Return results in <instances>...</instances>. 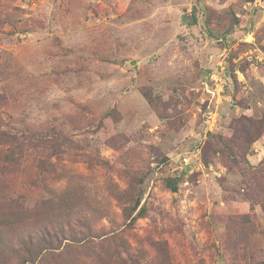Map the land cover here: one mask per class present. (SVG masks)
I'll use <instances>...</instances> for the list:
<instances>
[{
	"label": "rangeland",
	"instance_id": "1",
	"mask_svg": "<svg viewBox=\"0 0 264 264\" xmlns=\"http://www.w3.org/2000/svg\"><path fill=\"white\" fill-rule=\"evenodd\" d=\"M246 118L264 121V0H0L4 240L21 253L61 211L77 239L7 264H264V131L246 143ZM6 133L63 144L40 167L6 156Z\"/></svg>",
	"mask_w": 264,
	"mask_h": 264
},
{
	"label": "trees",
	"instance_id": "2",
	"mask_svg": "<svg viewBox=\"0 0 264 264\" xmlns=\"http://www.w3.org/2000/svg\"><path fill=\"white\" fill-rule=\"evenodd\" d=\"M235 122L238 120H234ZM246 122L248 123V127H255L252 129L251 131V136H250V141H246V143L252 142L254 140H256L260 134L264 131V121L263 123H256L257 121H253V119L250 118H246ZM218 127V124H216L215 129ZM230 128H232L234 130V127H232V125L229 126ZM239 130L234 132L232 135L233 136H237L238 138H241L243 136V124H239ZM214 129V130H215ZM214 130H208L207 134H209V136H212V132ZM36 137V138H35ZM5 142L9 145H18L20 148H13V147H9V149L7 150V154L6 156L9 157H13L14 160L17 159H21V155L23 154L24 150L27 147L29 149L33 148L34 151H38L35 155L34 158L37 160L38 166H42V165H49V160H48V156L47 154L44 155H40L39 156V152L42 153V151H48V155L49 154H58L60 152V147L63 144L62 140H59L60 143H54L51 138L52 137H48V136H35L33 134H27V133H20L19 135H13L12 133H6L5 134ZM216 141L221 142V145L223 144H227V148L232 151V154H242L243 155V141L242 142H238L236 138H232L229 137L228 139H226V137H221V136H216ZM232 143L233 147H236L235 149L232 147V145H230ZM38 149H35L37 148ZM247 148V146L245 147V149ZM234 149V150H233ZM245 152V151H244ZM168 187L171 189V191H176L177 190V184L175 181H171V182H166ZM139 203V198L135 197L134 200V205L132 206V209L130 208V212L133 211L134 207H136V205ZM60 212V211H59ZM67 211H61L60 214H54L56 216H54V218H58L59 220H55L57 222V225L54 227L53 230H47L44 229L42 231L39 232V235L37 236L36 240L34 241L33 238H29L26 240H22L20 243H18L19 245V250L21 251V253L17 252V250H15V248H13V246L9 245V241L5 242L4 238H5V233H4V227L9 225L10 223L4 218L3 214H0V264H7L8 262V253L5 252V248H8L9 251L14 252L16 256H20L22 254H26L29 259L27 261L30 262H35L38 254H40L42 251L47 252V251H52L53 249L57 248V246H60V244L63 242L64 239H70L72 241H75L77 239H75V237L72 236L71 234V230L69 226V223L65 221L64 218V214ZM138 213H142V211L138 212ZM14 213L11 212L9 214V217L14 216ZM129 214H127L128 216ZM81 217L83 219H81L80 217H77L78 222L82 223L86 230L88 232H90V223H88L91 219L85 215L84 213L81 215ZM63 218V219H60ZM11 221H15L14 219H12ZM73 232V231H72ZM74 233V232H73ZM91 233V232H90ZM43 241L44 247L42 249L39 250V245H41V243L38 241ZM39 243V244H38ZM17 246V244H16ZM18 247V246H17ZM11 248V250H10ZM35 248L38 250H35ZM116 249V248H114ZM40 260V259H39ZM38 260V261H39Z\"/></svg>",
	"mask_w": 264,
	"mask_h": 264
},
{
	"label": "built area",
	"instance_id": "3",
	"mask_svg": "<svg viewBox=\"0 0 264 264\" xmlns=\"http://www.w3.org/2000/svg\"><path fill=\"white\" fill-rule=\"evenodd\" d=\"M209 119H210V118H209ZM211 121L214 122V118H212V116H211ZM211 124H213V123H211ZM209 129H210V130L213 129L212 125H211V126L209 125ZM188 159H189V158H188L187 156H182V158L180 159V162H181L183 165H187V164L189 163Z\"/></svg>",
	"mask_w": 264,
	"mask_h": 264
}]
</instances>
